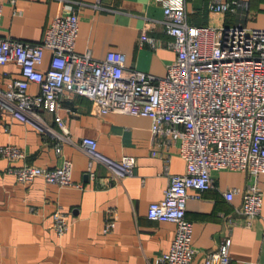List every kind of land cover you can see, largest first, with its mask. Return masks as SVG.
Instances as JSON below:
<instances>
[{
  "label": "crops",
  "instance_id": "0c3cea01",
  "mask_svg": "<svg viewBox=\"0 0 264 264\" xmlns=\"http://www.w3.org/2000/svg\"><path fill=\"white\" fill-rule=\"evenodd\" d=\"M78 12L75 51H89L101 59L109 50L124 54L126 69H139L163 76L176 52L172 36L162 23V4L156 0H73ZM211 0H184L188 23L228 24L232 16L209 10ZM252 12L264 10V0H249ZM60 0H3L0 37L39 42L50 20L62 11ZM259 18L248 20V25ZM153 37L155 45L141 41ZM50 51L45 50L40 68L47 66ZM20 66L13 61L0 64V88L21 78ZM39 86L31 83L29 93ZM64 122L60 128L54 114L40 111L41 120H20L0 109V146L19 147L24 156L15 162L0 157V264H154L156 256L168 250L175 234L170 221L151 220L147 207L163 197L169 173L185 171V161L175 145L166 147L152 140L151 119L117 112H100L90 98L64 91L56 110ZM83 136L96 140V153L118 163L123 156L136 160L133 172L107 186L110 166L91 159L80 146ZM60 144L61 152L55 151ZM154 152V153H153ZM67 158L72 163L71 178L81 184L60 186L38 176L29 183L19 182L7 171L12 164H33L54 168ZM168 158L167 168L165 160ZM95 173L91 178L89 169ZM213 187L199 197L186 200L185 216L192 222L190 264H203L205 254L229 237L230 264H264V174L259 178L262 209L250 225L238 211L241 191L248 182L244 171H211ZM239 191L226 200L225 190ZM67 214L68 230L61 236L52 227V214ZM115 212V226L102 231L107 210ZM234 223L229 226L227 219Z\"/></svg>",
  "mask_w": 264,
  "mask_h": 264
},
{
  "label": "built area",
  "instance_id": "2783aa9c",
  "mask_svg": "<svg viewBox=\"0 0 264 264\" xmlns=\"http://www.w3.org/2000/svg\"><path fill=\"white\" fill-rule=\"evenodd\" d=\"M13 1V0H11ZM97 2L99 0H96ZM162 4V23L172 36L175 58L166 66L163 76L139 69H126L124 54L109 50L101 59L87 50L75 51L79 16L73 0H60L58 12L46 27L39 42L0 37V64L9 61L20 66L21 78L0 88V109L20 120H41L40 111L54 114L57 125L64 122L56 110L64 91H73L92 100L100 112H117L151 119L154 142L166 147L175 145L185 161V171L172 174L160 200L147 207L151 220L170 221L175 234L167 251L156 256L154 264H190L195 254L191 237L193 225L185 216L186 200L199 197L213 187L211 171L230 169L244 171L248 182L241 191L243 223L250 225L260 215L262 191L259 178L264 174V25H248L255 18L249 0H211L209 10L228 13L234 24L194 25L188 23L184 0H156ZM3 0H0V17ZM141 41L155 45L153 37L143 33ZM45 50L50 51L43 69ZM39 86L36 93L29 85ZM80 146L91 159L110 166L105 184L112 186L133 172L136 160L123 156L118 163L96 153V140L83 136ZM61 152L60 144L55 146ZM154 153V152H153ZM24 156L14 145L0 146V157L15 162ZM166 168L168 158L165 160ZM72 163L64 158L54 168L33 164L7 167L22 183L40 176L60 186L76 185L71 178ZM91 178L95 173L88 171ZM239 190L224 191L231 200ZM229 226L236 223L227 219ZM67 214L57 209L52 227L57 235L69 228ZM115 226V212L107 210L102 231ZM229 237L222 238L216 249L206 252L203 264H230Z\"/></svg>",
  "mask_w": 264,
  "mask_h": 264
},
{
  "label": "rangeland",
  "instance_id": "374dc122",
  "mask_svg": "<svg viewBox=\"0 0 264 264\" xmlns=\"http://www.w3.org/2000/svg\"><path fill=\"white\" fill-rule=\"evenodd\" d=\"M256 18H259L257 23H262L263 22V19H264V10H260L259 11V15H258V12H257V16H255ZM228 24H234V17H232V19H230L228 21Z\"/></svg>",
  "mask_w": 264,
  "mask_h": 264
}]
</instances>
